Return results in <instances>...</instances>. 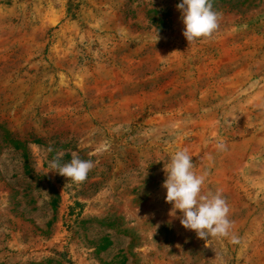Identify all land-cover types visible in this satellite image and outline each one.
<instances>
[{
    "label": "rangeland",
    "instance_id": "1",
    "mask_svg": "<svg viewBox=\"0 0 264 264\" xmlns=\"http://www.w3.org/2000/svg\"><path fill=\"white\" fill-rule=\"evenodd\" d=\"M180 2L0 0V264H264V0H212L191 44ZM178 150L229 237L170 216ZM74 154L82 183L50 168Z\"/></svg>",
    "mask_w": 264,
    "mask_h": 264
},
{
    "label": "clouds",
    "instance_id": "2",
    "mask_svg": "<svg viewBox=\"0 0 264 264\" xmlns=\"http://www.w3.org/2000/svg\"><path fill=\"white\" fill-rule=\"evenodd\" d=\"M176 7L181 12L183 36L189 44L211 37L219 27L220 14L213 9L212 0H181ZM219 147L224 149L225 145ZM192 157L186 150H178L164 164L166 179L162 187L166 189V202L172 204L170 216L176 217L179 210L180 224L195 231L201 239L229 237L232 222L227 201L219 191L202 192L207 173L197 174ZM94 166L91 159H81L75 154L64 164L58 159L50 162L52 171L74 183L85 181ZM231 239L239 243L237 237Z\"/></svg>",
    "mask_w": 264,
    "mask_h": 264
}]
</instances>
